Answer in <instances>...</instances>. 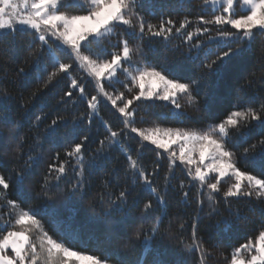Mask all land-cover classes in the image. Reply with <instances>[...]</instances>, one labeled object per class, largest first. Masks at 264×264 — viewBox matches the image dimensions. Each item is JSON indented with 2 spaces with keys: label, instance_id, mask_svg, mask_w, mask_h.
<instances>
[{
  "label": "snow or ice",
  "instance_id": "6c2138e0",
  "mask_svg": "<svg viewBox=\"0 0 264 264\" xmlns=\"http://www.w3.org/2000/svg\"><path fill=\"white\" fill-rule=\"evenodd\" d=\"M155 7V3H147V0H0V37L17 33L28 35V55L35 58L34 63L45 48L50 52L52 71L29 92L26 100L22 94L19 98L25 119L31 121L30 128H39L47 118V113L42 110L44 101L37 110L36 101L41 93L64 77L69 81L68 90L62 92L57 103L71 101L73 105L78 102L86 105L84 111L73 117V124L85 121L90 128L93 121L98 120L103 128V134L95 141L96 147L89 148L91 137L87 131L82 134L61 133V126L67 123L66 117L57 115L45 125L49 143L62 137L63 158L60 151L50 157L40 180L35 181L38 184L36 196L49 201L57 199L60 193L53 189H58L60 182L70 175L64 191L88 195L93 173L104 168V159L118 148L124 157L123 184L119 170H109L98 185L99 191L93 193L92 203L106 205L108 214L122 213L128 207L130 197L133 201L138 199V192L133 195L137 186L149 191V198L141 209L142 221L123 241L124 247L143 240L147 253L151 250V242L158 236L176 241L187 256L195 254L196 264H210L218 259L225 260L226 264H264V222L254 235L226 254L218 244H210L198 235V215L191 217V233L186 236L189 221L174 215L165 224L164 218L168 214L163 211L168 204L167 189L173 173L180 166L188 178V185L184 180L179 182L182 199L190 195V188L185 191L186 187H196L198 210H202L206 197L212 211L216 212L217 195L221 193L230 211L232 200L255 199L264 203V178H261L264 176V135L240 152L253 164L259 159V175L238 167L237 151L227 146L233 129L240 132L242 128H250L253 122L264 127V94H261L264 92V0H201L198 5L201 14L185 15L177 21L171 13L165 15L162 12L154 24L146 19L141 9L152 15L148 10ZM189 27L192 30L189 31ZM213 31L215 36L209 35ZM258 35L261 37L259 47L254 49ZM201 36L225 41L227 50L219 51L214 59L209 58L211 52L204 51V59L199 65L200 76L181 75L172 66L147 62L142 45L145 38L170 42L173 37H180L178 46L188 45L189 55L195 51V58H199L200 51L204 50V41L199 39ZM113 37L115 43H112ZM91 43L97 45L96 50L85 47ZM105 45H110L111 51ZM249 53L254 59H248ZM63 54L71 57L69 62H63ZM233 58L240 59L245 65L240 85L243 96L218 123L204 129L165 127L156 121L149 126H137V115L144 111L139 105L148 107L155 101L171 105L165 119L170 116L180 121L187 116L189 107L198 112L203 76L214 71L218 62ZM74 66L94 82L93 94L87 93L82 78L71 74ZM16 74L26 79L29 76L23 67H18ZM117 84L121 87H116ZM246 89L252 90L253 96L249 97ZM13 100L16 97L12 91L0 86V132L7 131L6 138L0 136V147L10 148L12 158L17 162L10 171L22 195L25 181L33 177L40 162L41 156L34 153L42 146V138L37 131L29 142V135L21 134L23 123L8 115L9 102ZM102 100L119 114V127L114 128L110 121L102 118ZM147 122V116L140 117L141 124ZM137 137L139 141L133 155L124 141ZM148 146L155 154L151 170L144 161V149ZM165 157L168 167L163 185L153 186ZM224 184H227L226 188H222ZM10 187L11 178L0 172V264H124L123 260L114 259L118 250L103 257L77 250L70 243L77 239L76 234L64 227L56 214L44 212L42 215L49 216L50 223L61 235L60 239L54 238L31 205L23 207L22 201L7 198ZM156 211L160 214L154 215ZM232 215L240 218L239 208L232 211ZM143 220L151 223L146 225ZM156 264L169 262L157 260Z\"/></svg>",
  "mask_w": 264,
  "mask_h": 264
},
{
  "label": "trees",
  "instance_id": "16d2710c",
  "mask_svg": "<svg viewBox=\"0 0 264 264\" xmlns=\"http://www.w3.org/2000/svg\"><path fill=\"white\" fill-rule=\"evenodd\" d=\"M201 0H147V3H155L156 7L149 9L152 15L141 9L146 19L151 23H157L161 13L168 15L171 13L177 21L182 19L185 15L195 16L201 14L198 7ZM160 5H164L163 8ZM183 6L182 8L180 6ZM210 15V13H204ZM194 27V26H193ZM189 31L192 27H189ZM227 30V29H226ZM122 31V30H121ZM209 35L215 36V31ZM128 38V37H126ZM30 37L26 34L17 33L15 36L5 35L0 37V86H6L16 100L10 101V112L8 113L12 119L21 121L23 126L20 130L21 134H28L31 137L34 132H39L42 138L41 147L37 148L34 155L41 156L40 162L37 164L34 175L32 178L25 181L24 192L18 190L16 178L11 174V169L17 166L12 158L10 148L0 147V172H3L6 177L11 178V187L7 191V198L22 201L23 207L31 205L37 212L38 218L42 219L45 228L56 239H60L61 235L58 234L56 226L50 223L48 215H42L44 212L56 214L59 221L63 226L72 230L77 239L70 241V243L81 252H88L94 255L107 256L112 255L114 251L117 254L114 259L124 261V264H156L157 260L169 262V264H196L197 257L195 254L187 256L184 254L182 247L176 241L167 239H160L158 236L151 242V250L145 252V241H134L127 247L123 246V241L130 236L137 225L142 221L141 209L143 202L149 198V191L147 189L141 190L139 186L134 191L139 193L136 201L130 197L128 207L122 213L108 214L106 205L99 203L93 205L92 195L99 191L98 185L104 179L105 174L112 169L119 170L121 177V184H123V165L124 157L119 153V149H113L111 153L104 159V168L98 169L92 175L93 183L90 187L88 195L72 194L65 192L66 181L71 179V175L66 177L64 181L60 182L58 189H53L60 193L59 197L55 200H46L43 197L37 198L36 192L38 191V184L35 181L40 180L43 172L46 169L47 162L55 151H60L63 158V148L60 145L63 143L62 137H58L55 143H49L44 132L45 125L57 115L66 117L67 123L61 126V133L70 131L72 133H80L87 131L90 134L91 141L89 148H95L96 143L100 136L103 134V128L98 120H94L91 127L86 126L85 121L73 124V117L78 116L80 112L85 110L86 105L83 102H78L75 105L71 101L66 104H58L60 95L63 91L68 90V79L64 77L60 79L59 83H54L46 91H43L40 98L36 101L38 106H41V101L45 103L42 105V110L47 113V118L39 124V128L31 127V121L25 119V110L19 107V98L21 94L26 100L28 94L33 89L37 88L43 79L46 78L47 73L52 71L50 63V52L45 48L42 56L38 61L35 58H30L28 47ZM180 37H173L169 41H164L161 38H145L142 42L144 52L147 53V62L155 63L158 66L164 64L176 68L181 75L200 76L201 72L199 65L204 59V51H209L212 55L210 59H214L219 51L227 50L225 47L226 42L219 40H208L206 37H199L204 41V50L200 51L199 58H195L197 53L194 51L190 56L188 53V45L178 46ZM261 37L257 36L256 44L253 45L254 49L259 47ZM135 43V41H131ZM115 43V37L112 39ZM195 43V41H193ZM37 45H34L35 47ZM235 46V45H229ZM86 48L96 50L95 43L85 45ZM111 51L110 45H105ZM63 62H69L71 57L67 54L62 56ZM248 59L252 60L254 57L251 53ZM23 67L27 73L28 78L17 76L16 69ZM245 65L240 59H226L220 61L215 66V70L209 74H205L201 80V89L198 96V109L195 111L189 107L186 109L187 116L180 121L164 117L170 113L171 105L165 101H155L150 106L145 107L143 104L139 107L144 111L137 115V126H149L152 121H156L165 127H187L204 129L208 125L218 123L230 111L234 109L237 100L243 96L240 91V85L243 83V74ZM73 76L82 78V82L86 84V91L89 95L93 94L95 85L91 82V78L87 77L82 71H78L77 67L71 70ZM39 77V80L37 79ZM123 77H121L122 79ZM116 87H121L117 84ZM249 97L253 96L252 90H245ZM261 94H264L262 92ZM75 99V97H73ZM183 103V101H182ZM259 103V100H257ZM100 112L102 118L111 122L114 128L120 126L119 114L115 113L111 105L102 100L100 104ZM147 116V123L141 124L140 117ZM157 117H161L157 120ZM241 132L244 133L241 136ZM134 135V134H133ZM264 135V127L256 122H253L250 128L241 129L240 132L233 129L230 132L228 147L237 151L238 167L242 170L252 171L253 174H260V161L257 159L253 164L250 158H245L240 155L242 148L248 147L250 144L255 143ZM0 136L6 138V129L0 132ZM139 138H129L124 141V144L129 147L132 154L135 155V149ZM246 141V142H244ZM238 145V146H237ZM155 160V154L151 151V146L144 149V161L151 170L152 162ZM168 161L165 157L160 166V171L154 178L156 183L153 186L163 185L164 172L167 170ZM264 178V176H261ZM180 180H184L188 185V178L182 166L177 167L173 173L171 185L168 187V204L163 209L168 215L164 218V223H168L170 216L179 215L183 219L189 221V227L185 235H190L191 226L190 220L193 215L199 216L198 235L210 244H218L220 250L224 253H229L232 247L238 246L247 240L248 236L254 235L255 230L264 222V203L258 202L255 199H240L231 201V211L229 205L225 204L222 199V193L217 195L218 210L212 211L210 203L205 197V202L202 205V210H198L195 203L196 187L189 186L184 190L188 191L190 188V195L187 199H182V193L179 188ZM227 184L222 185L226 188ZM118 191V188H117ZM236 208L240 210V218L232 215V211ZM159 215V211L153 213ZM147 225L151 223L149 220H143ZM118 234V235H117ZM115 237V238H113ZM210 264H226L223 259L218 261H211Z\"/></svg>",
  "mask_w": 264,
  "mask_h": 264
}]
</instances>
